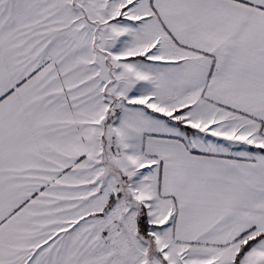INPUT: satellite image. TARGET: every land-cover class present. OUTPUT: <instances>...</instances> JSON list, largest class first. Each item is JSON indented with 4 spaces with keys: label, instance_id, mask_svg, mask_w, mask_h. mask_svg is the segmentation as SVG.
<instances>
[{
    "label": "snow or ice",
    "instance_id": "6c2138e0",
    "mask_svg": "<svg viewBox=\"0 0 264 264\" xmlns=\"http://www.w3.org/2000/svg\"><path fill=\"white\" fill-rule=\"evenodd\" d=\"M0 264H264V0H0Z\"/></svg>",
    "mask_w": 264,
    "mask_h": 264
}]
</instances>
